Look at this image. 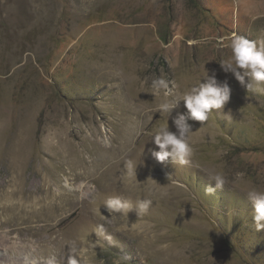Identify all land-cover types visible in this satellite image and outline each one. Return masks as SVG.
I'll return each instance as SVG.
<instances>
[{"label":"rangeland","instance_id":"1","mask_svg":"<svg viewBox=\"0 0 264 264\" xmlns=\"http://www.w3.org/2000/svg\"><path fill=\"white\" fill-rule=\"evenodd\" d=\"M235 35L264 45V0H0V255L264 264L247 195L264 191V83L222 68ZM213 73L230 99L206 121L156 110ZM180 115L191 155L158 162L153 135Z\"/></svg>","mask_w":264,"mask_h":264},{"label":"clouds","instance_id":"2","mask_svg":"<svg viewBox=\"0 0 264 264\" xmlns=\"http://www.w3.org/2000/svg\"><path fill=\"white\" fill-rule=\"evenodd\" d=\"M230 48L233 63L228 64L227 67L222 64V68L225 71L231 69L241 84L244 83L245 76H249L251 81L256 84L264 83V45L258 46L256 42L235 35L231 40ZM240 70L243 71V75ZM252 86V83L246 85L248 89H251ZM151 89L153 95H158L161 89L164 90L165 97L171 95L169 81L163 77L154 79L151 82ZM230 92L229 85L226 82L218 83L213 73L198 85H193L177 100L159 104L156 110L169 113L171 109L177 106L179 100H182L188 115L196 121L203 122L208 119L209 113L213 109H221L229 101ZM184 120L185 116L180 115L179 119L174 121L177 132L170 131L167 126H161L159 131L153 135V143L158 147V150L152 154L158 162H163L170 156H174L176 158L174 162L187 163V157L191 155L192 149L185 134L191 131V127L184 123ZM129 167H132L131 163ZM210 179L215 180L217 187L223 183L220 176H213ZM206 191L211 194L214 189L208 187ZM247 195L253 209L255 230H264V191H252ZM150 203L151 201L141 202L139 209L141 211L147 210ZM104 205L112 213L132 209L129 202L123 201L119 197L107 199ZM68 264H78V261L75 258H70Z\"/></svg>","mask_w":264,"mask_h":264},{"label":"bare ground","instance_id":"3","mask_svg":"<svg viewBox=\"0 0 264 264\" xmlns=\"http://www.w3.org/2000/svg\"><path fill=\"white\" fill-rule=\"evenodd\" d=\"M9 251H11V253H12L14 250L11 248V250H9ZM12 263H14V260L12 258H9L7 256L4 257V256L0 255V264H12Z\"/></svg>","mask_w":264,"mask_h":264}]
</instances>
